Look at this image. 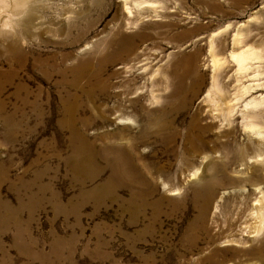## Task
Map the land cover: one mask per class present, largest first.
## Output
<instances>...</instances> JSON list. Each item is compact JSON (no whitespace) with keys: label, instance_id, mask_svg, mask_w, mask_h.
Here are the masks:
<instances>
[{"label":"rangeland","instance_id":"1","mask_svg":"<svg viewBox=\"0 0 264 264\" xmlns=\"http://www.w3.org/2000/svg\"><path fill=\"white\" fill-rule=\"evenodd\" d=\"M23 1L0 0V264H264V0Z\"/></svg>","mask_w":264,"mask_h":264},{"label":"bare ground","instance_id":"2","mask_svg":"<svg viewBox=\"0 0 264 264\" xmlns=\"http://www.w3.org/2000/svg\"><path fill=\"white\" fill-rule=\"evenodd\" d=\"M16 1V7L19 9H21L22 7H23V5H24V1L23 0H15ZM14 2V1H13ZM15 5V4H14ZM13 8H15V6L13 7ZM16 15V14H15ZM236 41H237V39H235L234 38V41H233V47H235V45H236ZM239 41V40H238ZM237 41V42H238ZM250 53V50H249V48H247L246 50H241V51H234V52H232L231 53V58H232V60L237 64V67H238V73H240V74H243V73H245L246 71H247V69L249 68V63H251V62H249V60H251V61H253V60H255L254 58H255V56H254V54H249ZM256 55V54H255ZM231 60V61H232ZM213 63H214V65L215 66H218V65H221V64H223V61H221V60H215V59H213ZM159 74V73H158ZM216 82H217V78L215 77V75H214V78H213V83H212V85H213V87H215L216 85ZM159 84V83H158ZM157 85V84H156ZM244 86V85H243ZM246 87V86H245ZM250 87V86H249ZM249 87H247V88H249ZM252 87V86H251ZM244 90H246V88H243V91ZM249 90V89H248ZM245 92V91H244ZM250 92V91H249ZM245 93H247V90H246V92ZM208 94H210V91H209V93ZM223 94V93H222ZM242 94V93H241ZM244 94V93H243ZM242 94V95H243ZM210 96V95H209ZM237 96V95H236ZM240 96V95H239ZM159 97V96H158ZM158 97H157V99H158ZM242 98V97H241ZM236 99H237V97H236ZM238 99H240V98H238ZM263 99V98H262ZM160 100V99H159ZM158 101V100H157ZM233 101V100H232ZM236 101H238V100H236ZM214 102V101H213ZM239 102V101H238ZM254 102V103H253ZM212 103V102H211ZM217 103V102H216ZM160 104V103H159ZM259 104V101H256V99H252V100H250V101H248V103H245V108H249V107H252V106H256V105H258ZM221 105V104H220ZM230 105V104H229ZM235 105V104H234ZM143 109V108H142ZM216 110V109H215ZM227 110H229V107H227ZM234 111V110H233ZM252 111V110H251ZM162 112V111H161ZM165 112V111H164ZM161 113V114H159L160 116L158 117V118H156V121H155V126L158 128L157 129V131H159L161 128H162V126H163V123L164 122H162V119H164V117L166 116V113ZM231 113H232V111H231ZM231 113H227V114H231ZM245 115V114H244ZM232 116V115H231ZM151 120V119H150ZM165 121V120H164ZM166 124V123H165ZM202 137V139H201V143L203 142V136H201ZM238 156L239 155H243V152H241V153H236ZM245 155V154H244ZM242 157V156H241ZM246 158H247V156H245ZM245 159V158H244ZM243 161V160H242ZM258 202H260V201H258ZM261 203H262V201H261ZM264 204V203H263ZM258 205H259V203H258ZM256 206V205H255ZM260 206V205H259ZM257 207L256 208V212L254 213L255 215H256V217L258 218V219H260V214H261V209H262V207ZM252 215H253V213H252ZM256 219V218H255ZM261 221V220H260ZM257 224V223H256ZM256 226H258V225H256ZM254 229V228H253ZM263 231V229H262V227L260 226H258V228H255V230L254 231H252V234H251V237H255V236H259V234L261 233ZM262 251V250H261ZM259 252L260 251H258V250H254L253 252H252V255H258V256H261L260 254H259ZM264 256V255H263ZM262 256V257H263Z\"/></svg>","mask_w":264,"mask_h":264}]
</instances>
